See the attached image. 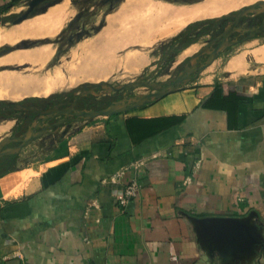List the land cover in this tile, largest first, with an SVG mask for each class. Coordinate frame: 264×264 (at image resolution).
<instances>
[{
    "label": "crops",
    "instance_id": "0c3cea01",
    "mask_svg": "<svg viewBox=\"0 0 264 264\" xmlns=\"http://www.w3.org/2000/svg\"><path fill=\"white\" fill-rule=\"evenodd\" d=\"M128 1L104 11L92 32L61 44L80 8L75 0H43L19 22L13 19L27 0H0V78L41 79L30 91L20 83H1L0 100L48 97L106 80L112 69H138L155 62L156 50L161 53L190 21L232 10L219 0L205 16L179 25L184 14L207 8L208 2L130 0L128 6ZM160 5L171 9L169 15H153ZM153 36L158 49L128 52ZM257 38L245 39L225 58L217 54L174 91L124 111L75 119L61 125L57 137L46 133L26 144L16 163L0 170V264H219L199 241L204 228L210 234L219 221L194 223L188 216L251 213L264 229V40L252 44ZM204 41L180 60L171 58L170 65L180 64ZM20 42L26 44L15 47ZM78 44L82 54L65 71L62 57ZM46 50L40 59L38 51ZM116 50L123 60L128 57L125 64L113 55ZM74 74L85 79L69 87L65 77ZM47 78L54 83L43 93ZM14 121L0 118V139ZM37 140L51 145L29 156ZM132 180L138 182L137 193L121 204L118 195ZM222 225L234 228L233 221Z\"/></svg>",
    "mask_w": 264,
    "mask_h": 264
},
{
    "label": "water",
    "instance_id": "95a60500",
    "mask_svg": "<svg viewBox=\"0 0 264 264\" xmlns=\"http://www.w3.org/2000/svg\"><path fill=\"white\" fill-rule=\"evenodd\" d=\"M43 0H28L27 7L21 11L14 19L13 22H19L23 18L29 16L33 13L34 6L39 4ZM257 6L264 7V0H254L251 3L245 4L231 14L233 15V21L230 26H228L223 32L222 37L211 51V53L205 58L203 63L199 66L193 64L191 66L185 65L184 69L180 71L177 75L172 76L166 80L161 81H141L140 78L132 79L126 82H123L119 85H114L107 80H99L96 82H86V84L91 85L89 91L97 86L106 85L113 90H119L123 88H127L132 85H143L147 88H151L152 90L145 93H139L137 95L132 96L131 100H117L105 106L99 108H74L73 103L79 97V94L74 98L72 105L66 107H58L53 106L47 109L40 111V113L44 114L46 117H51L53 115L64 114L62 119L58 120V124L63 122L67 115L73 114L76 117H83L85 119H91L93 117L99 115H109L112 113L124 111L130 109L132 107L141 105L147 102L150 99H154L160 96H163L171 91L177 89L178 84L184 83L187 79L193 78L196 76V73L202 70L205 66L210 64L213 59L217 56L219 50H221L226 44H232L237 42L238 40H227V35L230 31L235 27V23L239 20L240 16L247 14L249 11L254 9ZM228 14V13H226ZM225 15V14H222ZM222 15L216 16V18L221 17ZM264 27V16L261 19L260 23L256 26L246 28L248 30L247 35L242 37V39H247L249 37H253L256 33H258ZM19 43L15 45L18 47ZM222 47V48H221ZM204 47H201L197 53H201ZM195 70L196 73L194 75H190V72ZM152 74V73H151ZM141 76V75H140ZM139 76V77H140ZM142 77V76H141ZM28 108L33 109L31 106L24 105L20 102H15L11 108ZM44 129L40 131L33 132L27 137L22 138L21 136H4L0 139V146L6 143L9 140H17L20 143L17 145V148L22 147L23 145L28 144L32 139L38 137ZM13 149H5L0 152V155L4 152H12ZM252 214H248L246 216L241 217H225V216H215V217H194L188 216L190 220L194 223H204L207 224L208 221H219V226L214 227L213 232L209 234V230L204 228V232L200 234L201 240L200 244L203 246V249L207 252L212 260L216 257L219 261V264H259L264 262V229L259 226L255 220L251 219ZM254 219V218H253ZM227 221H233L234 228L226 229L222 225ZM236 226V228H235ZM198 231H203L202 229L196 228ZM209 227V226H208ZM236 229V230H235ZM228 230V231H227ZM215 249L216 252H212Z\"/></svg>",
    "mask_w": 264,
    "mask_h": 264
},
{
    "label": "flooded vegetation",
    "instance_id": "af4514ba",
    "mask_svg": "<svg viewBox=\"0 0 264 264\" xmlns=\"http://www.w3.org/2000/svg\"><path fill=\"white\" fill-rule=\"evenodd\" d=\"M105 1H111V0H105ZM231 13L232 12L230 11L228 14H225V15H222L221 17L216 18L211 23V26L208 27L207 32L200 34L195 40H192L189 42V43L195 42L201 36H208V38L204 41L203 45H201V47H204L201 53H197L199 50L195 51L189 56H187L183 61H181L180 64L175 66L178 68V70L175 72V75H177L180 71H182L185 65L191 66L193 64H196V66H199L203 63V60L211 53L212 49L216 47L217 44L219 43L222 37V32L228 26L232 24L233 15H230ZM246 15L247 14L240 16L237 23H235V27L230 31V33L227 35V38H226L227 40H238V41L232 44H226L223 48L221 47L222 49L219 50L217 54H220L221 52H224L231 46L242 43L245 40V39H242V37H244L248 33V30L246 31L247 33L244 36H239L238 34L240 33L238 32V28L242 26L241 21L243 17H245ZM84 16H85V12L79 9L78 12L76 13V16L73 19L72 26L69 27L60 36L59 39L61 40V44H65V43L69 44L70 42L78 38V36L86 33V31H82V28H83L82 23H79L80 19H82ZM263 16L264 15H262V18ZM259 36L260 37L264 36V27L258 33H256L253 37H259ZM249 38H252V37H249ZM62 40L64 41L62 42ZM20 44L23 46L26 43L23 42ZM175 51H176V48H173L171 45H169L166 47L164 54L165 56L168 54L172 56L173 53H175ZM167 61L171 63V60H167ZM195 73L196 71L193 70L190 72V75L192 76ZM89 88H91V85L86 84V83H81L68 91L57 92L48 97L32 98V99L24 98V99H20L17 101L2 100V102H0V118H14L15 119L13 126L10 128L8 136H12V137L21 136L22 138H24L32 134L33 132H37V131H40L41 129H44L43 132L38 137L46 133H48V135H53V138L57 137L58 135H60L59 127L61 125L63 124L69 125L71 121H74L75 119H81V117H76L73 114H69L66 116L63 122L58 124V120L62 119L64 117V114H58V115H53L51 117H48V116L46 117L44 114L40 113V111L53 107V106L66 107V106L72 105L74 98L78 94H79V97L73 103V107L80 108V109L91 107L92 105H94L93 102L90 101V103L88 104L86 103L87 98H85V96L88 94ZM150 90L152 89L149 88L148 91ZM15 102H20L24 105L31 106L33 109L22 108V107H19L16 109L11 108V106ZM87 105H90V106H87ZM92 108L94 107L92 106ZM19 143L20 141L12 139L0 146V152L5 149H13L12 152H4L0 155V170L5 168L6 166L15 164L16 163L15 158L19 157L21 154L24 153L25 145H23L20 148L19 147L17 148V145ZM4 159H7V161L8 160L9 161L6 164L1 163Z\"/></svg>",
    "mask_w": 264,
    "mask_h": 264
},
{
    "label": "rangeland",
    "instance_id": "374dc122",
    "mask_svg": "<svg viewBox=\"0 0 264 264\" xmlns=\"http://www.w3.org/2000/svg\"><path fill=\"white\" fill-rule=\"evenodd\" d=\"M28 1V0H27ZM120 0H111V1H105V0H75V2L80 5L81 11L85 12V16L80 19L79 23H82L83 28L82 31L92 32L95 28L96 25L93 21H98L100 18L101 14L103 15V12L105 10H109L112 7H114L116 4H118ZM254 0H224V3H227V6H229L228 10L232 9L231 12L235 11L234 9L239 8L242 5L251 3ZM230 2V3H229ZM211 8V7H210ZM232 15V14H230ZM262 15H264V7L263 6H257L251 11L247 13L245 17H243L241 21V25L238 28V34L239 36H244L247 32L246 28H250L253 26H256L258 23H260L262 19ZM101 19V18H100ZM212 23V22H211ZM211 23H207L206 27H210ZM197 31V29L192 31V34H194ZM247 35V34H246ZM208 36H201L198 39V43L193 45L191 48L187 49L184 52L178 53L176 56L175 55H166L164 54L166 48H164L161 53L156 50V56L158 54V58H156L155 62L147 63L145 66H140L138 69L134 70H129L127 66H122L121 68H118L117 70H110L103 78H105L107 81L114 85H119L123 82L140 78L141 81H161V80H166L172 76L175 75V72L178 70L177 67L170 65V62L167 60H170L171 58L174 59L175 61L180 60L186 53H190L193 51L195 48L198 47V45L206 40ZM158 38L156 36H153L148 44H139L136 45L139 47V49H130L128 52H139V53H144L147 54L149 51H151L152 48H159L158 43L159 40L156 41ZM164 39V38H163ZM87 41H91V38L86 39ZM85 40V41H86ZM261 40H264L263 37H258L257 39L252 40V44H256L258 42H261ZM64 40H62L63 42ZM162 41V39H161ZM250 43V42H248ZM131 45V44H129ZM178 43L172 44L171 46L173 48H176ZM242 45V43L235 44L225 50L223 53V58L227 57L232 51L236 49V47ZM168 46V45H167ZM166 46V47H167ZM62 48H60L61 50ZM81 44L75 45L70 53L66 54L65 56L62 57V69L65 71H68V65L70 63H74L76 59H79V56L82 54ZM168 49V48H167ZM191 49V50H190ZM177 51V50H176ZM175 51V52H176ZM112 53V52H111ZM115 57H121L122 55L118 54L117 50L113 54ZM123 60V59H122ZM128 60V57L123 60L122 63L120 64H125V62ZM205 60V59H204ZM203 60V61H204ZM38 73H41V71H38ZM152 73V74H151ZM142 77H141V76ZM140 76V77H139ZM85 79V77L82 74H74L73 76L65 77V83L71 87L80 81ZM22 85V84H20ZM79 85V84H77ZM25 87V85H22ZM76 86V85H75ZM149 88L143 86V85H132L128 86L127 88L119 89V90H113L110 87L103 85V86H97L93 88L91 91H88V94L85 96L87 98L86 103L93 102L94 105H92L94 108H99L102 106H105L107 104H110L112 102H115L117 100H131L130 98L134 95H137L139 93H145L149 92ZM151 91V90H150ZM105 104V105H104ZM90 106V105H87ZM91 107H86V108H92ZM83 118V117H81ZM3 130H0L2 132ZM38 139V138H37ZM40 140H37L35 144L32 145L31 148L28 149V155L29 156H34L39 154L41 151H43L46 147L51 145V141H42L39 142ZM42 143V144H41Z\"/></svg>",
    "mask_w": 264,
    "mask_h": 264
},
{
    "label": "bare ground",
    "instance_id": "6f19581e",
    "mask_svg": "<svg viewBox=\"0 0 264 264\" xmlns=\"http://www.w3.org/2000/svg\"><path fill=\"white\" fill-rule=\"evenodd\" d=\"M128 1V0H127ZM130 1V0H129ZM129 1H128V6L130 5L129 4ZM219 0H206V2L205 3H207L208 2V5H209V7H203L202 6V4H204V2L201 4V5H199V6H202L203 7V9H202V7H201V9L202 10H200V7H197V6H195V8L197 7L199 10H197V9H193V10H190L191 12H189V14L188 15H186V16H184L185 14L184 13H182L183 11V9L181 10V9H179V10H181L182 12H179V14L181 13V14H184L183 16L182 15H180V16H182V18H180V20H179V25L181 24V23H184L185 22V20L187 19V18H189V17H193V16H197L198 14H199V17H200V14H201V16H205V14L204 13H207V12H210L212 9L210 8V6L212 5V6H214L215 4H217V2H218ZM138 2V1H137ZM140 2V1H139ZM222 2V1H221ZM127 2H125V4H126ZM141 4L140 5H145L146 4V2L144 1V0H142L141 2H140ZM226 3V2H225ZM230 3V2H229ZM154 4V3H153ZM165 4H166V2H165ZM222 4V3H221ZM227 4V3H226ZM127 5V4H126ZM132 5V4H131ZM162 5V4H161ZM161 5H160V7H161ZM172 5V4H171ZM204 5H206V4H204ZM222 5H224V4H222ZM122 6H124V4H122ZM167 6H169L168 5V3H167ZM171 7V6H170ZM175 7V6H174ZM227 7V6H226ZM154 9V8H153ZM169 9L170 8H167V7H161V8H157L156 9V12H155V10H154V14L153 15H155V17L157 16V18H158V16L160 15V17H163V14H164V16L165 15H169L168 14V12H169ZM171 10V9H170ZM173 10V9H172ZM178 10V11H179ZM188 10V9H187ZM151 11H153V10H151ZM177 11V12H178ZM176 12V11H175ZM220 13V12H219ZM203 14V15H202ZM176 15V14H175ZM110 16V15H109ZM152 16V15H151ZM154 17V18H155ZM149 19L151 20H155L156 21V19H153V18H150V16H149ZM179 19V18H178ZM194 19V18H193ZM41 20V19H40ZM45 20V19H44ZM116 20V19H115ZM149 20V21H150ZM158 20V19H157ZM149 21H148V24H149ZM160 21H161V19H160ZM46 22V21H45ZM107 22H109V21H107ZM113 22V21H112ZM159 22V21H158ZM177 22V21H176ZM175 22V23H176ZM31 23H32V21H31ZM34 23V22H33ZM55 23V22H54ZM153 23H154V21H153ZM154 24H156V23H154ZM140 26V25H139ZM138 26V27H139ZM145 26V25H144ZM111 27V26H110ZM138 27H134V29H136V28H138ZM141 27L142 26H140V29H141ZM146 27V26H145ZM155 27V26H154ZM56 28V27H55ZM108 29V28H107ZM145 29V28H144ZM168 30H169V28H167ZM145 30H147V29H145ZM148 31V30H147ZM149 31H152L153 32V30H149ZM138 32V31H137ZM162 32V31H161ZM161 32H160V34H161ZM170 32V31H169ZM168 32V33H169ZM163 33V32H162ZM167 33V32H166ZM103 34H104V31H103ZM164 34V33H163ZM122 35V34H121ZM148 35V34H147ZM125 36V35H124ZM135 36V35H134ZM152 36V35H151ZM131 37V36H130ZM120 38V37H119ZM126 38H128V37H126ZM125 38V39H126ZM146 38V37H145ZM122 39V38H121ZM123 40V39H122ZM121 40V41H122ZM123 42V41H122ZM125 42V41H124ZM116 43V42H115ZM118 43V42H117ZM92 44V43H91ZM93 45V44H92ZM95 46V45H94ZM92 48V47H91ZM45 49H46V47H45ZM91 50V49H90ZM191 50V49H190ZM92 51H95L94 53H97L96 52V50H93L92 49ZM42 53H39V51H38V57L40 58V59H42L44 56H46V54H47V50L46 51H41ZM88 52V51H87ZM93 53V52H92ZM91 54V53H90ZM96 55H94V57H95ZM89 57V56H88ZM90 57H92V56H90ZM96 58V57H95ZM94 58V59H95ZM86 59H88V58H86ZM85 59V60H86ZM92 59H93V57H92ZM93 61V60H92ZM95 61H98L99 62V60H95ZM94 62V61H93ZM86 63V62H85ZM101 63V62H100ZM101 65V64H100ZM88 66V65H87ZM84 68V67H83ZM82 68V69H83ZM90 68V67H89ZM85 69V68H84ZM100 69V68H99ZM56 72H57V70H55ZM61 71V70H60ZM50 73V72H49ZM53 74H55L54 72H53ZM57 74V73H56ZM54 75V76H58L59 74H57V75ZM44 75V74H43ZM42 75V76H43ZM9 76V75H8ZM8 76H4L5 78L4 79H1L0 78V84L1 83H11V84H13V85H16V84H18V83H20V84H22V85H25V87L27 88V91H30V90H28L29 88H31V89H37V85L36 84H39L40 82V80L41 79H31V78H20V79H16L15 81H12L13 80V78H10V77H8ZM33 76V75H32ZM40 76V75H39ZM46 76V75H45ZM53 78V77H52ZM62 79V78H61ZM52 80H57V77L55 78H53ZM52 80L50 79V78H47V79H45V80H43V81H45V86H46V88H45V90L43 89V88H41V89H43V93H47V91H49V89H50V87H51V84L52 83H54V81L52 82ZM39 82V83H38ZM57 82V81H56ZM56 82H55V85H56ZM26 83V84H25ZM42 83V82H41ZM43 85H44V83H43ZM58 85V84H57ZM2 86H3V84H2ZM52 86H53V84H52ZM38 87H39V85H38ZM25 88V89H26ZM9 89V88H8ZM15 89V88H14ZM17 89V88H16ZM24 89V90H25ZM4 91V90H3ZM36 91V90H35ZM39 91H42V90H39ZM32 92H33V90H32ZM37 92H38V90H37ZM16 93V92H15ZM0 94H2V91H1V89H0ZM7 94V93H6ZM16 95H20V92H19V94H16ZM15 95V96H16ZM17 97V96H16Z\"/></svg>",
    "mask_w": 264,
    "mask_h": 264
},
{
    "label": "trees",
    "instance_id": "16d2710c",
    "mask_svg": "<svg viewBox=\"0 0 264 264\" xmlns=\"http://www.w3.org/2000/svg\"><path fill=\"white\" fill-rule=\"evenodd\" d=\"M170 1L192 2L196 0H170ZM215 19L216 17H205V18H200V19L190 21L188 24H186L184 29H182L179 33H177L176 35L171 37L169 40H167L163 45L166 47L167 45L169 46V45L178 43L176 50H179L185 45H187L190 41L195 40L200 34L207 32L208 27H206V24L213 22ZM195 29H197V31L194 34H192V31ZM20 43H19V46H22ZM58 52H60V50ZM216 88L217 90L219 89L218 82L216 83L215 89L213 90L212 93L216 91ZM0 102H2V100H0Z\"/></svg>",
    "mask_w": 264,
    "mask_h": 264
},
{
    "label": "built area",
    "instance_id": "2783aa9c",
    "mask_svg": "<svg viewBox=\"0 0 264 264\" xmlns=\"http://www.w3.org/2000/svg\"><path fill=\"white\" fill-rule=\"evenodd\" d=\"M138 189V182L136 180H132L128 182L126 185L123 186L122 191L118 195V201L121 204H124L126 201H128L129 198L134 196L137 193ZM20 264H30L28 262H22Z\"/></svg>",
    "mask_w": 264,
    "mask_h": 264
}]
</instances>
